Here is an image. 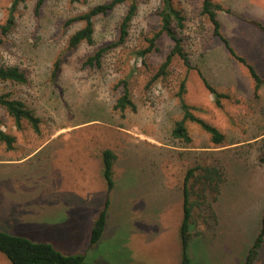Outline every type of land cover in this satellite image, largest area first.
I'll return each mask as SVG.
<instances>
[{
	"label": "rangeland",
	"instance_id": "1",
	"mask_svg": "<svg viewBox=\"0 0 264 264\" xmlns=\"http://www.w3.org/2000/svg\"><path fill=\"white\" fill-rule=\"evenodd\" d=\"M108 1L45 0L36 14L37 0H27L4 35L10 0H0V65L28 76L24 85L0 83V93H12L41 121L38 134L25 121L17 129L0 108L1 130L15 137L11 150L0 143V231L63 255L83 254L92 264H183L181 184L188 169L212 165L227 181L215 203L208 192L205 206L193 210L187 264H244L264 211V86L255 95L246 68L213 35L203 0H173L183 23L175 31L192 69L174 56L166 74L153 79L173 46L166 36L153 52L138 54L160 28L161 0H140L124 43L105 52L100 67H85L87 57L118 40L127 4L94 19L92 45L69 48L83 23L67 22ZM211 2L221 7V34L264 78V32L250 24L264 26V0ZM195 69L228 95L221 107ZM123 80L136 111L114 110ZM183 80V101L224 134L222 144L194 123L187 124L190 144L171 137L182 116ZM106 149L116 155L111 190L103 177ZM107 200L104 231L89 245ZM0 264L12 263L0 252ZM256 264H264V244Z\"/></svg>",
	"mask_w": 264,
	"mask_h": 264
},
{
	"label": "trees",
	"instance_id": "2",
	"mask_svg": "<svg viewBox=\"0 0 264 264\" xmlns=\"http://www.w3.org/2000/svg\"><path fill=\"white\" fill-rule=\"evenodd\" d=\"M27 0H10V8L7 12L5 24L1 27V34H6L15 25V13L19 6L23 5ZM45 0H37L35 6V13L37 14L42 7ZM78 1V0H73ZM140 0H110L98 4L90 8L87 12L77 15L70 20L68 24L74 22H82L83 27L74 32L68 40V47L75 48L81 43L88 45L94 44V19L97 16H103L108 12L115 9L118 5L126 3L127 10L119 25L118 40L114 43H110L106 46L98 48L93 55L87 57L83 65L89 68L100 67V61L105 52L117 47L124 43L128 36L129 25L136 15L137 4ZM221 7L217 4H213L211 0H203L202 12L208 17L213 26V35L218 37L224 44L230 55L240 64H242L248 73L249 78L254 84V93L257 95L259 89L264 86V78L258 74L252 64L248 63L246 59L239 56L234 49L230 46L228 40L220 32V23L216 17V11ZM160 28L154 33L152 38L148 39V46L138 52L143 57L148 53L155 50V42L161 37L166 36L172 42L173 46L167 54L164 62L161 64L159 71L154 75L153 79H157L159 76L165 75L168 67L170 66L174 56L179 57L187 69L190 67L188 57L183 50L181 39L177 36L175 31L176 27L183 28L181 19V12L173 3V0H161V7L158 11ZM255 28L264 32V26L256 21H250ZM59 69L58 63H55L53 76H56ZM199 79L201 80L204 88L212 95L213 102L216 107H221L222 99L229 98L225 93L217 91L208 80L204 77L200 69H195ZM28 81L27 73L16 66H4L0 65V83H11L16 85H24ZM122 94L116 100L114 110L123 113L129 109L136 111V106L130 98V93L126 84V81H121ZM185 92V80L180 84L179 91L177 93L180 99V108L182 116L177 120L171 130V137L178 139L181 142L190 144L192 139L188 132L187 124L194 123L200 127L202 131L209 135L211 143L214 145H220L224 142L225 136L216 127L208 124L201 118L197 117L194 112L197 109L193 106H189L183 101L182 95ZM0 108L12 118L14 125L17 129H21L22 121H25L35 134L39 133L40 118L37 117L34 112L26 106V104L13 97L12 93H0ZM1 127V121H0ZM0 143L6 146L7 150H11L15 143V137L6 133L0 128ZM103 161V177L107 183L108 189L113 187V165L116 161V155L109 149L102 152ZM260 162L264 164V150L263 156L260 158ZM225 180L224 174L215 166H196L187 170L184 176L183 182V220L180 227V238L182 244V263H188V257L186 256L187 244L191 238L190 227L194 224L193 210L195 208L200 209L205 206L207 200L206 195L208 192L213 194L212 199L215 201L219 194L220 187ZM197 188V189H196ZM196 189V190H195ZM196 197L191 200V197ZM206 200V202H205ZM109 201L105 203L104 209L99 213L98 218L95 221L94 227L91 231L89 245H94L101 237L105 228V213L108 207ZM211 210V207H210ZM264 244V211L261 219L260 230L248 249L244 264H256L260 250ZM0 252L3 253L12 264H92L85 260L83 254L79 255H63L55 250L48 243L31 242L28 239L12 236L0 231Z\"/></svg>",
	"mask_w": 264,
	"mask_h": 264
},
{
	"label": "crops",
	"instance_id": "3",
	"mask_svg": "<svg viewBox=\"0 0 264 264\" xmlns=\"http://www.w3.org/2000/svg\"><path fill=\"white\" fill-rule=\"evenodd\" d=\"M224 177H225V180H224V182H223V184L221 185V187H220V191H221V188H222V186L225 184V182L227 181V178H226V176L224 175ZM184 179V178H183ZM182 185V188H183V184H181ZM181 185H180V187H181ZM220 191H219V194L217 195V198H216V200L214 201V203L218 200V198H219V196H220ZM211 217H212V219H213V221L215 222V223H217V221H216V219H217V215H216V213L214 212V209H213V206H212V208H211ZM210 217V218H211ZM194 237H193V235L191 234V238H190V240H192ZM252 244V243H251ZM251 246V245H250ZM250 246H249V248H250ZM248 248V249H249Z\"/></svg>",
	"mask_w": 264,
	"mask_h": 264
}]
</instances>
